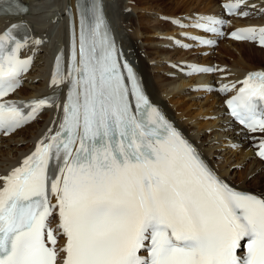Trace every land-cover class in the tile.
<instances>
[{
  "label": "snow or ice",
  "instance_id": "6c2138e0",
  "mask_svg": "<svg viewBox=\"0 0 264 264\" xmlns=\"http://www.w3.org/2000/svg\"><path fill=\"white\" fill-rule=\"evenodd\" d=\"M241 5L248 7L245 0L224 7L235 12ZM78 12V60L73 44L60 130L0 176V264H57L60 253L61 264H264V198L219 178L149 103L125 63L129 89L99 3ZM200 19L206 23L195 26L210 32L224 23ZM10 31L0 34V97L19 86L30 63L19 59L22 44ZM231 35L264 45V26ZM60 62L58 55L52 84L62 83ZM242 85L227 101L231 113L264 133V72L249 73ZM50 99H33L27 115L16 101L0 102V130L19 128ZM257 155L264 158V139ZM54 214L65 238L59 250L48 226Z\"/></svg>",
  "mask_w": 264,
  "mask_h": 264
},
{
  "label": "bare ground",
  "instance_id": "6f19581e",
  "mask_svg": "<svg viewBox=\"0 0 264 264\" xmlns=\"http://www.w3.org/2000/svg\"><path fill=\"white\" fill-rule=\"evenodd\" d=\"M113 1L117 16L118 30H116L121 38V43L124 47L127 46L131 50L126 55L129 56L130 54L131 59L137 64L151 98L165 107L168 114L176 120L178 125L184 128V134L188 138L200 137L203 153L210 158V161L214 162V167L221 176L230 180L241 189L252 190L264 195V165L253 158L247 141H243L237 148L234 145L229 147L230 144L227 143V138L235 136L238 128L229 119L220 115L222 109L220 101L214 95L199 92L201 95H205L206 98L202 101L195 98L197 101H200L198 105L194 104L196 103L195 100L187 97L185 99L182 97L181 102L178 105L176 104L178 101L177 95L190 92L186 90L185 86L188 83L191 85L192 78L183 79L182 75L177 73L168 64L169 62L178 63V60H186L188 58L186 57L188 53L179 49L180 46L177 40V38H183L185 31H177L175 27L178 26L170 21V19L181 18L185 20L188 16H191V12L192 15L212 14L216 12L219 0H134L135 4H129L128 0ZM256 1L257 8L264 6V0ZM38 2L42 4L44 0H38ZM128 7L130 10H141V12L143 10L151 11L152 9H156L155 11L158 13L162 12V14L167 15L169 20L168 22H164L165 24L158 23L152 25L150 23L151 17H148L147 12L145 14L143 12L140 15L141 18L139 17L140 19L136 22L137 19L131 15L132 13L124 12L125 8ZM106 8L114 10L108 5H106ZM184 13L186 14L181 15ZM113 16L115 15L113 14ZM262 16H264V13ZM122 28L126 30L131 28V32H126L122 37ZM149 31L155 33L154 37L150 38L153 36L151 35L147 44L141 47L139 44L141 36L139 37V35H145V32ZM204 49L209 51L208 48ZM214 50H217V54L214 53ZM209 52H211L210 55L208 54L203 58L217 63L219 72H222L219 75L221 80L238 78L247 70L264 68V64H261L264 63V49L254 47L246 42L223 40L218 47ZM142 53L145 56H142ZM167 58L169 59L167 60ZM171 59H176V61ZM152 60H157L154 65H151ZM254 60L257 61V65L252 64ZM43 64V62L38 64V68ZM42 70L43 68L40 67V72L33 73V77L37 74H42ZM43 84L44 81L40 79L35 85L20 89V93H27L35 88L39 89ZM33 92H30V94H33ZM171 102L175 105L174 109L168 106ZM184 102H187V104ZM191 105H196L198 109L196 114L189 112L188 107ZM201 116H205V119ZM42 124L43 120H37L15 134L0 139V171L18 162L22 154L31 147V143L35 142L33 139L37 136ZM207 130L208 133L206 134ZM212 136L214 137L213 139ZM236 137L238 138L239 135ZM215 139L217 141H214ZM216 142L221 143V145L215 144ZM226 148L228 150L224 151ZM227 153L229 155H226ZM232 155L235 156V160L232 158ZM220 158H222V162L219 161ZM231 158L234 161H230ZM217 161L220 163H216ZM240 162L241 165L246 164V168L236 173V170L234 171L233 168L237 167ZM235 173L236 176H234Z\"/></svg>",
  "mask_w": 264,
  "mask_h": 264
},
{
  "label": "rangeland",
  "instance_id": "374dc122",
  "mask_svg": "<svg viewBox=\"0 0 264 264\" xmlns=\"http://www.w3.org/2000/svg\"><path fill=\"white\" fill-rule=\"evenodd\" d=\"M129 4H131V3H129ZM155 10H156V9H152V10H151L152 12L149 11V12L152 13V14H148V13H147L148 17H149V18L151 17V18H150V23H151L152 25H154V24H158V23H162V22L158 21V20H159L158 17L160 18V16H161V15H158V14H160V13L162 14V12H159V13H157V14H156V13H153V12H157V11H155ZM131 12H132L131 15H132L135 19H137V20H136V22H137V21L141 18V16H140L141 13L144 12L143 14H145V13L147 12V10H146V11L143 10L142 12H141V10H139V12H138V10L135 11V10L132 9ZM134 14H135V15H134ZM143 14H142V15H143ZM162 15H165V14H162ZM137 16H138V17H137ZM139 17H140V18H139ZM156 18H157V19H156ZM163 18H164V17H163ZM153 19H154V20H153ZM155 20H156V21H155ZM156 22H157V23H156ZM150 23H149V24H150ZM118 26H119V25H118ZM122 29H123L122 31H125V32L123 33V36H124L125 33H126L127 31H126V29H124V28H122ZM130 29H131V28H128V29H127L129 33L131 32ZM150 33H151V32H150ZM150 33L147 34V32H145V35L143 34V37H140V36H142V35H139V37L141 38V42L139 43V44L141 45V47H144V45L147 44L148 39L154 37L155 33H153V32H152L151 34H150ZM146 34H147V37H146ZM151 35H153V36H151ZM150 36H151V37H150ZM144 37H145V38H144ZM149 37H150V38H149ZM175 48H176V47H175ZM189 54H190V53H189ZM186 57H188V55H187ZM186 57H185V58H186ZM182 58H184V57H182ZM171 60H172V59H171ZM155 61H157V60H155ZM149 62H150V61H149ZM255 62H256V63H255ZM148 64H149V63H148ZM151 64H152V62H151ZM252 64H256V65H257V61L254 60V62H253ZM261 64H264V63H261ZM149 66H150V65H149ZM261 66H262V65H261ZM163 69H164V68H163ZM224 69H225V68H224ZM188 84H189V83H188ZM186 85H187V84H186ZM197 94H198V93H196V94H194V95H197ZM184 95H185L184 93H180L179 95H177V98H178V101H179V102L177 101V103H176L177 105L181 102L182 97H183V99H185ZM202 96H203V98H200V99H203V100H204V99L206 98V96H205V95H202ZM200 99H199V100H200ZM194 100L196 101L195 98H194ZM201 101H202V100H201ZM210 101H211V100H210ZM212 101H213V99H212ZM198 102H200V101H196V103H194V104L198 105V104H199ZM171 103H172V102H171ZM171 103H169V104H171ZM184 103L187 104V102H184ZM181 104H182V103H181ZM196 105H191V106H189V107H188L189 112H192L193 114H196L197 111H198ZM173 107L175 108V105H174V104H172V107H171V108H173ZM174 108H173V109H174ZM201 117H203V116H201ZM204 117H205V116H204ZM204 117H203V119H205ZM208 121H209V119H208ZM203 132H204V130H203ZM205 133L207 134V131H206ZM212 134H213V133H212ZM213 135H214V134H213ZM213 138H214V137L212 136V139H213ZM210 139H211V138H210ZM215 140L217 141V139H215ZM215 140H214V141H215ZM215 144H219V142H218V143L216 142ZM219 145H221V143H220ZM227 145H228V144H227ZM218 150H219V149H218ZM227 150H228V149L226 148L224 151H227ZM226 155H229V154L227 153ZM232 156H233L232 158L234 159L235 156H234V155H232ZM232 158H231L230 161H234V160H235V159L233 160ZM220 162H222V161H220ZM239 166H240V167H239ZM237 167H238V168H237ZM237 167H234V168H233V167L231 166V168H233L234 171L236 170V173H238L240 170H243V169L246 168V164L241 165V162H240V163L237 165ZM236 173H235L234 176H236ZM234 176H233V177H234ZM235 178H237V177H235Z\"/></svg>",
  "mask_w": 264,
  "mask_h": 264
}]
</instances>
